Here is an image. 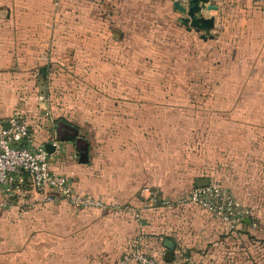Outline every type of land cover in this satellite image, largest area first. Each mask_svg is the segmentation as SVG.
Masks as SVG:
<instances>
[{
	"label": "rangeland",
	"instance_id": "374dc122",
	"mask_svg": "<svg viewBox=\"0 0 264 264\" xmlns=\"http://www.w3.org/2000/svg\"><path fill=\"white\" fill-rule=\"evenodd\" d=\"M9 1L0 0L1 7ZM51 1L58 5V0ZM67 1L63 5L71 6ZM217 1L235 6L234 1ZM17 2L23 7L38 0ZM225 10L229 11L221 13L225 28L232 23L238 27L226 31L231 34L227 54L218 47H199L186 37L179 39L188 43L186 50L174 53L176 47L161 45L153 35L136 36L129 46L111 47L110 65L98 52L108 47L89 46L88 41L106 39L105 31L90 32L87 23L74 24L71 19L53 22L47 46L33 47L39 62L33 68L23 62L21 69L32 71L17 79L22 90L16 96L36 110L47 109L50 115L77 123L90 140L89 148L96 149L104 172H134L143 158L145 168L152 164L156 179L175 190L176 196L188 191L196 176H210L251 207L255 227L263 229L259 220L264 215V17L252 20L247 13ZM1 14L3 19L4 10ZM256 23L261 25L255 27ZM0 30L7 44L2 49H11V39L24 36L23 30H9L7 22L0 24ZM198 48L203 49V62L194 68ZM120 50L129 55L127 66L116 60ZM13 61L4 52L0 65L6 69ZM136 105L138 109L133 108ZM58 125L59 132L73 130L62 120ZM243 234L240 244L254 238L249 232ZM217 240L208 238L211 250L205 264H218ZM242 255L247 259V254Z\"/></svg>",
	"mask_w": 264,
	"mask_h": 264
},
{
	"label": "crops",
	"instance_id": "0c3cea01",
	"mask_svg": "<svg viewBox=\"0 0 264 264\" xmlns=\"http://www.w3.org/2000/svg\"><path fill=\"white\" fill-rule=\"evenodd\" d=\"M216 1L210 0L216 8L204 6L201 10L205 16H214V25L210 29L212 36L207 38L201 37L204 30L183 23L184 13L174 7L173 0H71V6L63 5V0H58V5H53L51 0H38V3L23 7H19L17 0H10L9 5L3 8L0 5V24L7 22L9 30L24 31L22 39H11V49H2V44H7L0 33V58L5 52L14 60L11 69L10 66L2 69L0 65V124H8L13 115L25 120L32 145L46 142L56 145L51 152L52 168L72 176L79 191L98 196L106 205L100 209L80 207L61 198L46 200L33 188L28 173L21 171L10 184H0V200L7 202L5 207H0V264H122V253L137 235H140L141 247L154 255L159 264H184L186 256L195 261L205 260L211 250L208 246L210 236L218 239V264H264V215L259 220L263 221V229L259 230L247 221L229 227L191 203L163 206L160 197H175V190L156 179L152 164L145 168L146 161L139 158V167L134 172L112 169L106 173L101 168L96 149L91 146L88 162H81L75 139H57L55 122L63 118L68 123H77L65 116L50 115L47 109L36 110L32 103L21 102L16 96L22 90L18 88L17 79L29 74L33 65L39 62V54L33 47L47 46L48 30L56 21L65 23L64 20L71 19L74 24L85 26L87 23L90 32L105 31L106 39L90 37L88 41L89 46L108 47L98 49L100 59L108 65L114 60L109 55L114 50L111 47L129 46L136 36L153 35L161 45L169 43L176 47L172 50L174 53H180L188 46L179 39L190 38L199 47H218L227 54L231 34L226 35V31L228 28L235 31L238 27L232 23L233 26L225 28L221 13L231 9L235 14L247 13L252 20L261 19L264 17V0H234L235 6H221ZM2 10L5 12L3 19ZM256 24L255 27L261 25ZM202 50L196 49L200 56H196L194 68L203 62ZM41 51L40 55H43ZM119 54L120 58L116 60H121L122 67L127 66L128 53L120 50ZM238 61L235 58L234 62ZM23 62L31 68L23 71ZM39 69L44 71V66ZM139 105L143 107L145 102ZM139 105L133 108L138 109ZM40 106L45 107L44 103ZM142 153H145L144 149ZM199 177L210 179V176ZM160 190L168 195H160ZM124 205L130 208H123ZM49 209L54 212H48ZM245 232L254 238H248V243L243 245L240 238H245ZM165 238L175 242L174 257L168 261L163 258L167 249ZM242 254H247V259Z\"/></svg>",
	"mask_w": 264,
	"mask_h": 264
},
{
	"label": "built area",
	"instance_id": "2783aa9c",
	"mask_svg": "<svg viewBox=\"0 0 264 264\" xmlns=\"http://www.w3.org/2000/svg\"><path fill=\"white\" fill-rule=\"evenodd\" d=\"M188 7L190 0H178ZM51 152L44 145H32L27 123L17 115L9 119L8 124H0V184H10L15 176L25 171L31 178L35 190L43 194L44 199L61 198L80 207H98L104 209L105 202L98 196L79 191L73 178L67 173L56 172L51 166ZM161 205L171 207L174 204H194L225 222L229 227L243 223L246 217L255 226L252 208L244 205L225 185L211 181L207 185H193L188 191L176 196H163ZM6 199L0 200L5 207ZM123 208H130L124 205ZM159 264L158 259L141 247L140 235L121 255V263ZM184 264H204L201 261L184 257Z\"/></svg>",
	"mask_w": 264,
	"mask_h": 264
},
{
	"label": "water",
	"instance_id": "95a60500",
	"mask_svg": "<svg viewBox=\"0 0 264 264\" xmlns=\"http://www.w3.org/2000/svg\"><path fill=\"white\" fill-rule=\"evenodd\" d=\"M174 7L179 9L184 13L182 20L183 23L187 26H192L195 29H202L204 30V33L201 34V37L207 38L208 36L211 37L212 34H210V29L214 25V16H205L202 14L201 10L204 6L207 8L213 7L216 8V4L210 3V0H190V4L188 7L180 3L178 0H173ZM59 120L64 121L67 125V127H71L73 130L66 129L63 130V132H59L58 130V122ZM56 128H57V139H75L76 141V149L78 150V159L81 162H85L88 159V142L87 140L78 135V129L72 125L66 122L65 120L58 118L56 119ZM44 147L48 152H53L56 148V145L51 142H46L44 144ZM210 182V179L208 177H196L195 178V185L202 186L207 185ZM244 221L250 222V218L246 217ZM164 245L167 247V249L164 252L163 258L165 260H172L174 257V246L175 242L174 240L170 238H165Z\"/></svg>",
	"mask_w": 264,
	"mask_h": 264
},
{
	"label": "trees",
	"instance_id": "16d2710c",
	"mask_svg": "<svg viewBox=\"0 0 264 264\" xmlns=\"http://www.w3.org/2000/svg\"><path fill=\"white\" fill-rule=\"evenodd\" d=\"M230 1H234V0H223V2L226 4L227 2H230ZM61 119H63V118H61ZM64 120V119H63ZM25 121V120H24ZM66 121V120H65ZM26 122V121H25ZM67 122V121H66ZM70 123V122H69ZM70 124H72V125H74L77 129H78V135L79 136H82V137H84L86 140H87V142H88V159H87V161H85V162H88V160H89V140L87 139V137L80 131V127L78 126V124H74V123H70ZM28 125V124H27ZM30 133V132H29ZM193 185H195V182H194V184ZM76 187V186H75ZM77 188V187H76ZM78 189V188H77ZM91 194V193H90ZM101 209V208H100ZM209 213V212H208ZM252 218H253V220H254V216H252ZM220 220V219H219ZM222 221V220H221ZM255 221V220H254ZM223 222V221H222ZM198 261H201V262H203L204 264H205V262L203 261V260H198Z\"/></svg>",
	"mask_w": 264,
	"mask_h": 264
}]
</instances>
